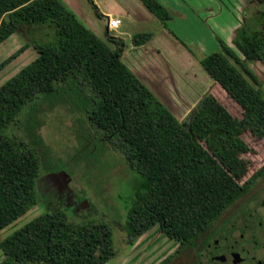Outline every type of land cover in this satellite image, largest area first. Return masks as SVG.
<instances>
[{"label":"trees","instance_id":"1","mask_svg":"<svg viewBox=\"0 0 264 264\" xmlns=\"http://www.w3.org/2000/svg\"><path fill=\"white\" fill-rule=\"evenodd\" d=\"M140 1L168 27L169 8L160 0ZM253 15L258 23H251ZM37 26L51 31L43 32V41L31 37L38 56L0 86V230L40 202L43 166L52 172L63 168L51 161L37 113L39 104H62L83 113L124 154L136 176L123 224L129 239L158 226L167 237L191 246L248 187V181L240 182L248 172L242 154L249 151L242 130L264 135V91L235 65L257 81L245 59L264 60V8L254 9L236 29V48L219 38L221 51L200 60L243 108L240 120L208 93L180 121L124 62V40L110 37L112 47L63 0H0V44L20 29L30 37ZM151 37L136 33L132 42L142 45ZM25 109L26 136L18 138L9 129ZM88 140H81L79 155L91 162L105 146L97 136ZM0 249L6 255L0 264H105L116 253L108 222H77L59 206L5 237Z\"/></svg>","mask_w":264,"mask_h":264},{"label":"rangeland","instance_id":"2","mask_svg":"<svg viewBox=\"0 0 264 264\" xmlns=\"http://www.w3.org/2000/svg\"><path fill=\"white\" fill-rule=\"evenodd\" d=\"M183 3L185 4L176 7L170 6L173 18L167 25L190 51L192 47L195 56L198 57L196 61L200 64L204 56L221 51L219 38L236 48L233 43L236 29L246 18L251 17L254 9L264 8V0H208V4L206 0H184ZM88 8L92 11L94 27L101 39L114 47L109 41L110 37H125L128 43L127 48L130 47V38L119 33V30L126 28L124 25L108 33L105 17L98 15L96 8L90 2ZM251 23H258L254 15ZM85 24L91 27L90 22ZM158 24L155 23V27ZM32 30L30 37L22 29L17 30L0 44V86L38 56V50L31 42V37L43 41L46 40L43 32H51L42 26L34 27ZM169 42L171 41L163 37L157 39V43H160L163 49L162 56L169 58L174 69L177 66L180 71H183L188 64L178 54L176 44ZM197 46H203V50ZM238 53L245 59L244 55L239 51ZM150 56L145 55L143 59L146 62L158 60V55L154 54L153 59ZM245 60V67L256 75L257 81L248 76L237 63H235L236 67L244 72L253 86L262 88L264 91V60ZM157 62L164 63L161 59ZM202 68L203 75L196 78L202 83L195 93L183 90L180 80H178L176 93L170 94V91L161 86L163 93L159 94L166 105L183 122L189 118L190 113L203 97L211 93L235 118L243 119V108L228 95L203 66ZM196 79L193 78L191 81ZM26 113H28L27 109L19 116V122L9 129V132L18 138L26 136L22 126ZM37 113L44 121L40 134L50 148L51 161L63 168L52 172L43 166L37 182L40 202L0 230V242L39 214L59 206L77 222L106 221L112 226L116 253L105 264H162L169 257L171 260L166 264H196V250L193 245L183 246L179 241L164 235L158 226H153L133 241L129 239L123 224L133 195L136 176L124 154L105 141L83 113L74 112L69 106L62 104L51 108L49 103L39 104ZM80 120L85 125L84 130ZM93 136H97L102 141L101 147L105 146V148L97 158L93 156L92 161L89 162L79 155L80 151L83 152L80 143L81 140L88 142L89 137ZM241 137L249 146V151L242 154V158L248 165V172L240 182L243 180L246 182L264 165V135L258 136L251 129L244 128ZM5 257V253L0 249V262Z\"/></svg>","mask_w":264,"mask_h":264},{"label":"crops","instance_id":"3","mask_svg":"<svg viewBox=\"0 0 264 264\" xmlns=\"http://www.w3.org/2000/svg\"><path fill=\"white\" fill-rule=\"evenodd\" d=\"M63 1L77 13V15L83 22H90V28L96 33L97 30L94 27L93 14L92 11H90L88 8V0ZM160 1L170 10V6L176 7L178 5L185 4L183 3L184 0ZM206 1V4H208V0ZM94 2L96 4L97 14L105 17L106 19V30L109 16L121 19V25H124L126 28L122 31L119 30V33L122 36L127 35L131 41L130 47L127 48V40L125 39V37H120V39L124 40L126 44L122 54L124 62L142 81H144L158 95V97L163 102L164 100L159 94L161 92L160 88L165 87L167 91H170V94H172L173 92L176 93L178 92V89H176V87H178L179 85L178 80H180V85H182L183 90H189L191 93L197 92V87L202 82L196 78L197 76L203 75V68L201 64L196 61L198 60V57L195 56V52L193 51L192 47L190 51L188 47L184 45L173 34V32L166 26V24L163 23L157 16H155L140 0H94ZM207 9L208 8H206V10ZM177 10L178 9H176V11ZM155 23H159L157 27H155ZM121 25L119 26V28L121 27ZM119 28H117L116 30H118ZM141 32H150L152 33V37L149 39V41L142 45H134L132 42V36L136 33ZM160 37L171 41L169 43L176 44L178 54L181 56V58H183L184 62L188 64L183 71H180L177 66V70H175L176 68L174 69V67L171 65L169 58L167 56H162L163 49L160 47L161 44L157 43V39H159ZM197 47L203 50V46ZM154 54L158 55L157 61L161 59L162 61H164V63L154 60ZM145 55H151L153 61L146 62L143 59ZM186 78H190L191 80H193L194 78L196 79V81L192 82L191 80H188Z\"/></svg>","mask_w":264,"mask_h":264},{"label":"flooded vegetation","instance_id":"4","mask_svg":"<svg viewBox=\"0 0 264 264\" xmlns=\"http://www.w3.org/2000/svg\"><path fill=\"white\" fill-rule=\"evenodd\" d=\"M247 181L193 241L196 264H264V165Z\"/></svg>","mask_w":264,"mask_h":264},{"label":"built area","instance_id":"5","mask_svg":"<svg viewBox=\"0 0 264 264\" xmlns=\"http://www.w3.org/2000/svg\"><path fill=\"white\" fill-rule=\"evenodd\" d=\"M121 19L109 16L107 23V32L114 31L121 25Z\"/></svg>","mask_w":264,"mask_h":264},{"label":"water","instance_id":"6","mask_svg":"<svg viewBox=\"0 0 264 264\" xmlns=\"http://www.w3.org/2000/svg\"><path fill=\"white\" fill-rule=\"evenodd\" d=\"M146 84V83H145ZM147 85V84H146ZM148 86V85H147ZM149 87V86H148ZM150 88V87H149ZM151 89V88H150ZM152 90V89H151ZM153 91V90H152ZM154 92V91H153ZM155 93V92H154ZM156 94V93H155ZM157 95V94H156ZM158 96V95H157Z\"/></svg>","mask_w":264,"mask_h":264}]
</instances>
